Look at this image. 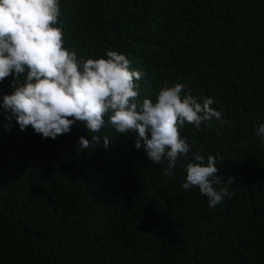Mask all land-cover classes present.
<instances>
[{
    "label": "trees",
    "instance_id": "1",
    "mask_svg": "<svg viewBox=\"0 0 264 264\" xmlns=\"http://www.w3.org/2000/svg\"><path fill=\"white\" fill-rule=\"evenodd\" d=\"M57 25L77 56L125 54L143 75L137 102L180 83L221 113L185 123L173 174L134 147L135 133L82 122L56 139L0 114V264H264V0H60ZM12 76L0 81V96ZM23 82V76L18 78ZM183 91V90H182ZM105 120L107 118L105 117ZM91 141L77 153V138ZM214 157L230 193L209 209L181 187L193 153Z\"/></svg>",
    "mask_w": 264,
    "mask_h": 264
},
{
    "label": "clouds",
    "instance_id": "2",
    "mask_svg": "<svg viewBox=\"0 0 264 264\" xmlns=\"http://www.w3.org/2000/svg\"><path fill=\"white\" fill-rule=\"evenodd\" d=\"M60 0H0V81L12 76L11 91L0 96V114L20 131L30 126L41 139H56L82 122L87 132L97 133L107 123L116 132L135 133L134 147L143 148L145 156L157 164L167 161L166 176L173 174L177 157L189 153L187 138L178 129L185 123L197 130L203 123L220 120L221 113L210 107L211 97L198 99L186 86L175 83L162 87L155 100L137 102L139 89L134 80L143 75L130 69L125 54L105 50L101 57L77 56L74 48L64 47L62 29L57 25ZM23 76V82L19 77ZM183 90V91H182ZM105 117L107 120H105ZM264 143V122L254 128ZM77 138V153L91 141L107 147V137ZM186 173L181 187L196 186L206 196L209 209L229 196L221 183L214 157L193 153L183 164Z\"/></svg>",
    "mask_w": 264,
    "mask_h": 264
}]
</instances>
